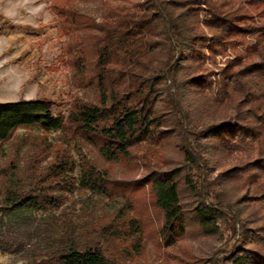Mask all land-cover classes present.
<instances>
[{"label":"trees","instance_id":"1","mask_svg":"<svg viewBox=\"0 0 264 264\" xmlns=\"http://www.w3.org/2000/svg\"><path fill=\"white\" fill-rule=\"evenodd\" d=\"M50 9L72 85L93 98L73 96L66 116L47 98L0 104V144L20 129L59 132L63 143L42 138L25 183L5 191L0 255L36 242L23 264H131L147 232L129 196L91 227L65 204L80 186L108 198L149 187L161 243L181 247L172 264H264V0H51ZM89 148L148 174L110 182ZM225 234L209 257L182 247Z\"/></svg>","mask_w":264,"mask_h":264},{"label":"rangeland","instance_id":"2","mask_svg":"<svg viewBox=\"0 0 264 264\" xmlns=\"http://www.w3.org/2000/svg\"><path fill=\"white\" fill-rule=\"evenodd\" d=\"M50 4L51 0H0V104L47 98L56 103L55 115L66 116L73 96L92 99L93 92L79 91L72 85L68 59L63 56L67 39L59 35L57 18ZM80 7L98 16L94 2L80 3ZM225 60L226 57H219V65L222 66ZM44 137L48 138L53 148L63 144L59 132L45 135L37 129H20L10 141L0 144V207L9 187L25 183L26 171ZM86 151L101 169L110 170V182L127 184L148 174V169L136 159H119L107 163L97 150L89 148ZM103 191L100 186L95 189L80 186L71 194L65 206L75 213L77 221L91 227L130 201L129 196L147 232L144 252L131 264H172L182 256L179 251L181 247L166 249L159 239L164 216L156 209L149 187L138 191L129 188L120 193L113 190L110 198ZM227 236L190 237L182 247L184 251L209 257L222 248ZM34 243L28 246L24 254L0 255V261L4 264L25 263L30 251L34 250Z\"/></svg>","mask_w":264,"mask_h":264}]
</instances>
